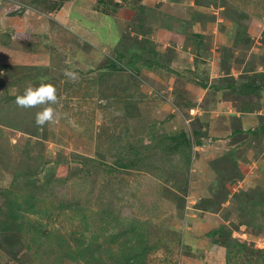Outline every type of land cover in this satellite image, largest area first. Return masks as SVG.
Instances as JSON below:
<instances>
[{
	"label": "rangeland",
	"instance_id": "374dc122",
	"mask_svg": "<svg viewBox=\"0 0 264 264\" xmlns=\"http://www.w3.org/2000/svg\"><path fill=\"white\" fill-rule=\"evenodd\" d=\"M0 73V264H264V0H0Z\"/></svg>",
	"mask_w": 264,
	"mask_h": 264
},
{
	"label": "clouds",
	"instance_id": "9594fccd",
	"mask_svg": "<svg viewBox=\"0 0 264 264\" xmlns=\"http://www.w3.org/2000/svg\"><path fill=\"white\" fill-rule=\"evenodd\" d=\"M2 74V73H0ZM64 75L71 82L78 80V74L71 70H65ZM47 77H41L38 85L29 83L22 94L17 95L15 103L20 108H40L35 115V124L43 127L46 124L55 123L60 119L54 105L59 104L57 88L51 82H46Z\"/></svg>",
	"mask_w": 264,
	"mask_h": 264
},
{
	"label": "trees",
	"instance_id": "16d2710c",
	"mask_svg": "<svg viewBox=\"0 0 264 264\" xmlns=\"http://www.w3.org/2000/svg\"><path fill=\"white\" fill-rule=\"evenodd\" d=\"M175 138V137H173ZM174 142V140H173ZM180 143V145H179ZM187 139L183 136V139L179 142H174V147L186 145ZM177 151V148H175ZM0 197L3 199L2 203L4 206V211H0V230H10L18 218L17 212L23 209L24 203H20L14 194L9 193V189H1ZM1 209V208H0ZM22 226V222L19 223V229Z\"/></svg>",
	"mask_w": 264,
	"mask_h": 264
}]
</instances>
